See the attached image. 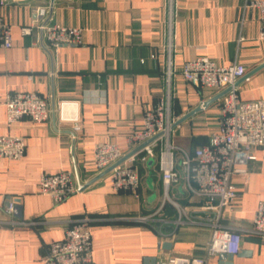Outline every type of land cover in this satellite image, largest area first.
Wrapping results in <instances>:
<instances>
[{"label": "crops", "instance_id": "crops-1", "mask_svg": "<svg viewBox=\"0 0 264 264\" xmlns=\"http://www.w3.org/2000/svg\"><path fill=\"white\" fill-rule=\"evenodd\" d=\"M245 1L54 0L50 8L49 0H0V16L12 34V45L0 46V135L25 140L21 158L0 157V264H42L49 244L62 239L65 228L79 217L89 225L95 264L206 255L210 225L172 228L138 220L160 206L162 215L176 213L164 200L157 154L137 161L140 186L135 197L112 189L110 171L102 173L93 164V146L107 140L124 155L132 151L129 137L142 127L143 113L168 91L174 121L218 93L184 79L182 64L194 56L220 65L241 64L250 74L237 84L239 98L264 99V66L251 72L264 62V41L258 38V12L246 8ZM37 8H44L54 23L79 26L81 42L50 47L34 27L23 34L20 27L33 23ZM8 91H34L46 98L49 119L22 117L9 123ZM65 100L77 102L75 122L58 117V104ZM220 102L173 127L169 140L189 151L206 144L218 130ZM72 111L68 108L67 114ZM254 152L247 174L231 176L237 191L234 210L224 208L220 218L222 225L241 229L232 264H264V238L250 229L256 206L264 200V146ZM175 166L180 169L178 160ZM64 170L73 173L76 186L89 184L56 203L39 191L38 181L42 172ZM168 195L211 221L212 213L199 209L202 200L184 182L171 184ZM9 199H19L22 217L5 213ZM162 242H169V248L161 247ZM218 255L208 256L206 264H218Z\"/></svg>", "mask_w": 264, "mask_h": 264}, {"label": "built area", "instance_id": "built-area-1", "mask_svg": "<svg viewBox=\"0 0 264 264\" xmlns=\"http://www.w3.org/2000/svg\"><path fill=\"white\" fill-rule=\"evenodd\" d=\"M246 8L258 12V38L264 41V0H246ZM36 28L41 38L50 47L62 44L80 43L82 29L79 26H65L46 18L44 8L35 10V18L30 25H22L23 34L31 33ZM12 45L11 25L0 16V46ZM185 80L197 87H208L218 92L229 87L220 97L218 130L212 133L206 144L195 147L192 151L174 144L169 140L174 118L170 113V92L159 97L152 107L143 113L142 127L133 132L129 143L135 148L149 140L139 150L129 155L110 170V183L115 191H130L139 197L140 176L137 161H146L158 156V167L164 188V200L175 209L172 217L162 215L160 206L151 214L138 217L145 223H157L177 228L185 225L211 226V235L206 248V255H173L156 264H206L208 256L221 252L235 254L240 249L241 229L220 223L222 210L233 212V203L237 196L231 182L234 173L247 174V164L256 159L255 148L264 146V99L242 100L237 93L236 81L245 74L241 64L220 65L207 56H194L181 67ZM31 77V75H29ZM6 118L9 123L22 117L36 122L49 119L48 100L34 91H8L5 97ZM72 109L67 114V109ZM60 120L76 121L77 102L60 101L58 104ZM25 152V140L21 135H0V157L19 159ZM123 152L111 141H98L93 146V164L97 170H104L114 164ZM178 160L180 169L176 168ZM184 182L187 191L200 198V210L212 213L211 221L207 216L193 215L185 206H181L168 195L171 184ZM41 193L49 195L54 202H60L75 192L76 186L71 171L57 173L42 172L38 181ZM14 201L8 200L4 211L13 213ZM250 229L264 238V200H260L251 220ZM42 264H95L92 259L91 231L85 217L75 219L64 230L62 239L52 241L47 253L42 256Z\"/></svg>", "mask_w": 264, "mask_h": 264}, {"label": "water", "instance_id": "water-1", "mask_svg": "<svg viewBox=\"0 0 264 264\" xmlns=\"http://www.w3.org/2000/svg\"><path fill=\"white\" fill-rule=\"evenodd\" d=\"M54 0H49V7L51 8L53 5ZM264 66V62L261 63L260 65H258L257 67H255V69H253L251 72H254L255 70H257L258 68ZM250 73H246L244 74L241 78H239L236 81V85L245 77H247ZM229 90V87L219 91L218 93H216L215 95H213L212 97H210L209 99L200 102L195 108H193L192 110L188 111L187 113H185L182 117L176 119L173 123H172V127H175L176 125L180 124L181 122H183L184 120H186L188 117L192 116L194 113L200 111L201 109L207 107L210 103L216 101L217 99H219L223 94H225L227 91ZM53 114V111H52ZM147 142H149V140L144 141L143 143H141L140 145H138L137 147H135L132 151H130L129 153H127L126 155H123L118 161H116L114 164H112L111 166L107 167L106 169H104V172L110 171L112 169V167H114L115 165L123 162L129 155L133 154L134 152H136L137 150H139L144 144H146ZM149 161H152V158L149 159ZM89 183H84V184H80L79 182L77 183V187L78 190L84 188L85 186H87ZM14 207H13V214L17 217H22L21 215V205L19 204V199H15L14 200ZM6 205L8 204V200L5 203ZM170 243L169 242H162L161 243V247L163 248H169ZM232 254H226L224 252L219 253L218 255V264H232L231 263V259H232ZM148 261H150V264H156V257L152 256V257H145L144 258V264H147Z\"/></svg>", "mask_w": 264, "mask_h": 264}, {"label": "rangeland", "instance_id": "rangeland-1", "mask_svg": "<svg viewBox=\"0 0 264 264\" xmlns=\"http://www.w3.org/2000/svg\"><path fill=\"white\" fill-rule=\"evenodd\" d=\"M172 138L174 139V135L172 136Z\"/></svg>", "mask_w": 264, "mask_h": 264}]
</instances>
